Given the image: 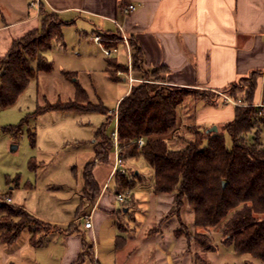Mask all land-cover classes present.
<instances>
[{
	"label": "rangeland",
	"instance_id": "374dc122",
	"mask_svg": "<svg viewBox=\"0 0 264 264\" xmlns=\"http://www.w3.org/2000/svg\"><path fill=\"white\" fill-rule=\"evenodd\" d=\"M118 49V56L124 58L126 56L124 45L121 43ZM5 62L6 57L0 60L1 68ZM75 64L83 68L82 63ZM33 65L36 66V63L33 62ZM81 69L77 72V79L85 89L88 100L95 104L100 102L108 109L107 114L91 110H47L33 116L32 113L38 106L73 99L75 87L72 80L59 76L57 72L38 73V80L32 79L13 104L0 107V198H6L4 194H9L15 204H25L32 210L47 214L55 220H63V223L70 222L74 216L84 183L85 169L94 160L92 139L95 131L106 122V132L112 138V132L116 129L118 112L116 100L128 85V74L133 78L131 82L133 84L149 81L140 76L143 72H146L150 79L164 75L158 68L142 67L139 71L134 70L131 60L125 69L127 72L125 80L121 78L113 80L108 72L102 70ZM110 71L113 75L124 74L114 67ZM237 83L241 85L243 81ZM201 91L204 90L195 88L182 90L179 94L181 104L178 109L185 108L187 101L192 98L215 94L209 90ZM225 96V101L235 106L247 105L242 104L240 99H234L230 94ZM258 116L264 114L259 113ZM195 128L196 125L182 124L175 132L173 130L164 138L170 147L181 148L188 140L195 138ZM259 129V141L264 146V124H260ZM253 136L254 130L245 135L248 142L253 141ZM225 144L226 147H231L227 134ZM12 145L16 148L12 149ZM206 145V140L200 144L201 147ZM118 146L121 150L119 143ZM122 160L130 181L129 188L116 192L114 185L117 183V177L112 176V181L105 189L114 195V198L115 192L124 193L126 199L129 196L128 201H116L115 205L119 208V223L112 224L110 219H107L103 205L98 207L92 217L93 224L96 222L98 225V222H101L99 234L94 242L95 260L98 264H263L249 254L235 253L233 246L224 241L218 227L196 229L193 225V213L185 198L180 209L176 206L175 194L174 199L169 193L160 194L158 199L152 189L153 170L142 156ZM113 161L111 148L109 163L100 162L93 171L98 180H104L109 170L107 180L110 178ZM135 171L138 172L137 176L133 175ZM132 191L138 192V195L135 196ZM123 205H127L128 210L126 208L123 211ZM89 209L90 206L85 208L86 211ZM3 216L0 211V220ZM17 219L18 217H14L13 220ZM36 227L38 233L46 230L45 227ZM24 229L22 233L26 234L29 227ZM196 232L207 235L211 246L198 244L193 237ZM117 236L120 237L118 240ZM85 238L92 241L89 235H85ZM46 243L51 245L48 258L45 259L46 256L38 252L35 261L38 264H60L62 260L59 259L60 252L63 251L62 233L50 232ZM0 245L5 250L15 248L1 241ZM26 256L29 258V253H26ZM29 260L24 259L23 264H28ZM83 264L95 263L87 259Z\"/></svg>",
	"mask_w": 264,
	"mask_h": 264
},
{
	"label": "trees",
	"instance_id": "16d2710c",
	"mask_svg": "<svg viewBox=\"0 0 264 264\" xmlns=\"http://www.w3.org/2000/svg\"><path fill=\"white\" fill-rule=\"evenodd\" d=\"M39 12L40 29L14 41L6 55L0 74L2 108L13 104L38 72L53 68L52 62L43 53L51 47L53 39L62 38L64 21L56 13L45 10L41 4ZM101 39L105 47L117 48V44L122 42V35L119 30L106 32ZM128 41L131 65L139 71L142 69L141 48L135 39L128 37ZM33 62L36 66L32 65ZM109 65L117 71H126L127 68L112 60ZM159 69L164 74L165 69ZM62 73L71 79L75 76L71 71ZM108 73L111 79L117 78L110 70ZM145 73L140 76L149 81L133 84L117 103L116 129L121 158L125 160L142 156L153 170L152 186L155 193H174L178 209L185 198L193 213L196 229L218 227L224 241L233 246L235 253L249 254L264 264V146L259 141V125L264 124V116H258L262 114L260 108L251 105L256 77L260 73L254 72L251 77L241 80L243 84L236 83L225 89L234 99H240L242 104L247 105L235 106L232 118L222 125L220 131H207L196 126L195 138L188 140L181 148L170 147L163 135L172 129L174 132L176 130V113L181 104L179 94L186 87L166 85L163 77L150 79ZM74 86L73 99L38 106L32 115L47 110H91L107 114L108 109L100 102L95 104L88 100L85 89L76 80ZM215 95L206 94L200 98L210 103ZM105 127L106 122L95 131L94 160L84 173V189L92 200L99 192L92 169L95 162H108L113 147L112 138ZM251 130H254L253 141L248 142L245 135ZM226 134L231 141L230 148L225 144ZM139 137L145 138L141 146L136 141ZM203 140L207 141V145L201 147ZM133 175L137 176L135 172ZM120 178L121 182L115 187L116 192L130 186L126 174L120 175ZM0 211L4 215L0 220V240L7 243L14 242L24 227H29L35 245L47 232L58 229L57 225L43 222L19 206L1 202ZM14 217L18 219L14 221ZM36 226L45 227L46 230L38 233ZM70 227L74 230L76 224ZM193 237L201 246H211L204 233L196 232ZM86 258L92 260L93 245L82 239V250L72 264H83Z\"/></svg>",
	"mask_w": 264,
	"mask_h": 264
},
{
	"label": "crops",
	"instance_id": "0c3cea01",
	"mask_svg": "<svg viewBox=\"0 0 264 264\" xmlns=\"http://www.w3.org/2000/svg\"><path fill=\"white\" fill-rule=\"evenodd\" d=\"M34 1L36 0H0V60L6 57L14 41L40 29L41 4L45 10L56 13L64 21V25L62 38L53 39L51 47L43 53L44 57L52 62L53 68L40 72H57L59 76L69 80L71 78L65 76L62 71L74 72L75 76L71 79L74 85L75 80L79 83L77 72L81 69V66L75 64L77 62L79 65L82 63V71L108 72L113 68L109 65L110 60L127 67L131 60L128 41V37H131L137 41L142 51L140 66L145 69H165L164 84L209 90L216 94L210 103L201 98H192L187 101L185 108L177 109L176 129L182 124H190L207 130L215 126L216 131H220L222 125L232 118L235 108L234 104L225 101L224 96L228 94L225 89L251 77L254 72L260 74L256 77V88L251 102L255 104L264 100V0H37L38 3L32 5L31 2ZM128 3L134 4L135 8L123 14L122 9ZM116 23L127 36V44L123 41L118 43L117 52L112 54L113 57H107L100 45L93 40V36L103 37V33L117 32L119 28ZM121 43L126 52L124 58L118 56ZM1 71L0 67V74ZM38 73L34 77L36 80ZM120 73L124 74H118L114 80L127 79L126 71ZM129 82L117 98L116 106L133 85ZM172 131L173 129L163 137ZM94 140L95 138L92 139L93 142ZM98 163L100 162H95L92 176L99 192L92 200L91 195L84 189V182L74 216L68 223L32 210L25 204H15L9 194H4L11 199L8 204L22 207L39 220L58 226V229L52 231L62 233L63 251L60 252V264H72L77 259L82 250V239L92 243L91 261L98 263L95 260L94 242L99 234L101 222H98V225L92 222L89 228L84 226L79 215L86 211L87 206H90L89 211L92 210L91 220L98 207L103 205L105 216L112 224H118L120 221L114 195L105 190L114 176L107 180L109 170L104 180H98L93 172ZM135 174L138 175V172L135 171ZM115 176L117 183L114 187L121 182L120 175ZM132 193L138 195V192ZM153 194L158 197L168 193ZM169 195L174 199V193ZM127 207L123 205V211ZM74 223L76 227L71 230L70 225ZM24 228L12 243L0 240L7 246H15L12 250H5L0 245L2 264H14L13 261L23 264L24 259H30L28 264H38L35 261L38 252L43 253L45 259L48 258L51 245L46 241L47 235L52 231L47 232L40 243L35 245L30 229L23 234ZM85 235H89L92 241L87 240ZM119 238L117 236L116 240ZM26 253H29V258Z\"/></svg>",
	"mask_w": 264,
	"mask_h": 264
},
{
	"label": "built area",
	"instance_id": "2783aa9c",
	"mask_svg": "<svg viewBox=\"0 0 264 264\" xmlns=\"http://www.w3.org/2000/svg\"><path fill=\"white\" fill-rule=\"evenodd\" d=\"M38 1H34V2H31V4H37ZM135 8L134 4L132 3H128L126 7H124L122 9V12L123 14H127L128 12L132 11L133 9ZM120 32H121V35H122V41L127 44V36L123 33L122 31V27L116 23ZM93 40L96 41L100 47H101V50L103 52V54L107 57L111 56L112 54L116 53L117 52V48L116 47H105L103 44H102V39L100 37V35H94L93 36ZM128 80L130 82L133 81V78L128 74ZM227 100L231 101V99L228 97V96H225ZM253 107H258L260 108L261 112L264 113V100L258 102V103H255V104H251ZM112 141H113V156H114V161H113V166H112V172H111V175L110 177L112 176H115V175H125L126 174V169L124 167V163H123V160L120 156V147L118 146V137H117V131L116 129L113 130L112 132ZM137 144L138 146H141L143 145L144 143V138L143 137H139L137 140ZM126 199V195L124 193H115V200L116 201H124ZM0 200L2 202H5V203H11V199L9 197H6V198H0ZM87 200V199H86ZM88 205V203L86 204ZM94 205H92L91 209H93ZM92 211V210H91ZM91 211L87 212V211H83L80 215H79V219H81L83 222H84V226L86 228H89L91 227V224H92V220H91Z\"/></svg>",
	"mask_w": 264,
	"mask_h": 264
},
{
	"label": "water",
	"instance_id": "95a60500",
	"mask_svg": "<svg viewBox=\"0 0 264 264\" xmlns=\"http://www.w3.org/2000/svg\"><path fill=\"white\" fill-rule=\"evenodd\" d=\"M207 131H216V127L213 126V128H210V129H208ZM14 148H16V146H15V145H12V149H14ZM222 184L224 185V184H225V181H223Z\"/></svg>",
	"mask_w": 264,
	"mask_h": 264
}]
</instances>
